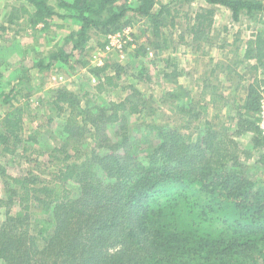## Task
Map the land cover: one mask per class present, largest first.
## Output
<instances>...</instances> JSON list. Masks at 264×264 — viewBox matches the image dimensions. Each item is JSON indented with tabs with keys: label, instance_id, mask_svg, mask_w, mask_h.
<instances>
[{
	"label": "trees",
	"instance_id": "trees-1",
	"mask_svg": "<svg viewBox=\"0 0 264 264\" xmlns=\"http://www.w3.org/2000/svg\"><path fill=\"white\" fill-rule=\"evenodd\" d=\"M60 1L68 14L57 12L48 0H27L32 7H15L10 15L12 23L25 19L24 27L35 32L50 33L52 27H62L55 17H70L77 23V30L62 38L64 44L35 62L41 71L57 62L70 64L94 34L105 39L109 33L147 22L152 37L143 40L135 35L138 40L132 50V64L140 67L137 75L147 73L144 61L151 46L163 47L165 27L174 30L184 25L179 41L195 44L197 49L212 42L215 5L228 8L235 21L245 18L263 27L242 43L235 40L236 47L229 51L233 62H219L208 77L197 79L202 82L197 105L186 102L181 86L162 95L163 102L171 96V111L182 114L181 125L175 128L154 121L159 109L156 101L145 99L134 84L127 86L123 99L111 102V114L90 100L84 104L74 91L57 88L47 105L55 106L58 117L66 118L72 137L83 126L89 130L82 123L93 127L95 145L69 142L55 148L43 163L54 168L43 176L37 172L40 161L27 154L31 148L26 144L33 136L25 132V110L11 102L21 81L1 91L2 102L11 108L0 114V175L6 174L3 158L18 153L28 170L11 176L10 182L4 179L7 194L0 198V207L6 210L0 220V264H264V185L245 176L240 145L231 135L235 130L225 125L216 129L215 121L208 119L206 128L200 123L194 126L193 136L189 130L199 115H185L195 106L207 114L209 106L223 98L217 94L215 79L245 65L248 71L241 77L249 83L235 133L259 130L257 114L264 94V0H204L208 6L194 12L184 9L194 0H139L136 5L130 0ZM124 68L108 63L94 66L91 72L99 78L96 91L119 88L120 80L115 79H120L122 70L127 73ZM150 78L146 74V81ZM128 114L145 116L136 124L145 136L121 134L119 126L127 122ZM111 124L122 135L118 140L109 134ZM153 134L160 142L150 148ZM254 140L264 162V135ZM73 184L75 194L70 188Z\"/></svg>",
	"mask_w": 264,
	"mask_h": 264
},
{
	"label": "rangeland",
	"instance_id": "rangeland-1",
	"mask_svg": "<svg viewBox=\"0 0 264 264\" xmlns=\"http://www.w3.org/2000/svg\"><path fill=\"white\" fill-rule=\"evenodd\" d=\"M160 1L166 3L172 0ZM48 2L55 7L57 12L68 14V11L60 5V0H48ZM130 2L136 5L139 0H130ZM22 5L32 7L27 0H0V71L2 72L0 92L8 90L13 84L19 82V80L21 81L15 90L19 92L11 96V102L16 106H23L25 110V132L28 136H33L32 140L27 144L25 143L31 148L27 154L40 161L42 166L37 172L41 176L46 171L54 168L51 164L44 166L43 163L48 162V155L55 148H61L69 142L84 144L83 147L89 144L91 147L95 145L92 136L93 127L82 123L89 130H85L83 126L78 130L76 136L72 137L70 136L72 128L68 127L66 118L64 116L58 117L56 107L47 105L50 96L55 93L57 88L64 87L67 90L74 91L80 95L84 104H87L90 100L91 105H97L98 109H100L99 107L108 108V113L111 114L114 109L111 102H118L123 99L129 91L127 86L134 84L145 99L156 101V107L159 109L154 115V121L175 128L177 125H181L182 114L171 111L172 103H169L173 100L171 96H166L167 101L163 102V99L161 100L162 95L179 90L181 86L180 92L186 96V102L191 100L193 104L197 105L202 90V82H198L197 79L208 77V72L219 62H233L234 59L232 58L234 57L229 51L236 47L234 45L235 40L238 38L242 43L263 27V24L245 18L241 21H235L228 8L215 5L216 15L212 42L202 43V47L197 49L195 44L185 45L179 41V34L183 32L184 25L178 26L174 30L165 27L162 38L163 47L154 49L151 46L149 57L144 61L147 73L137 75L140 67L132 64V48L126 49L122 54L109 51L103 44H100L105 41L102 35L95 34L92 35L83 53L74 57L70 64L57 62L51 69L41 71L34 67L38 58L49 54V51L57 45L64 44L62 38L77 30L78 25L70 17L65 19L55 17V22L62 23V27H52L50 33L46 31L35 32L31 28L24 27L25 19H20L14 23L10 21V15L14 8H20ZM202 6H208V4L204 0H194V2L186 4L184 9L194 12ZM135 30V35L143 40L152 37V30L147 22H140L135 26ZM187 36L186 40L190 41L191 35ZM106 63L112 66L120 64L125 67L127 73L125 74V70L124 72L122 70L120 79H115L116 81L120 80L121 86L119 88H109L99 92L96 91L95 87L99 82V78L91 72V69L94 66H102ZM174 70L178 71L179 75L173 76L171 73ZM247 71L248 68L244 65L239 66L237 71H232L228 76L222 73L219 74L214 83L219 84L217 94L223 95V98L216 105L212 106L211 104L207 114L202 112L198 106H195L189 112V115L185 113L186 116L199 115L197 116L198 119L191 124V130H189V132H193V136L196 135L194 126L200 123L201 126L204 124L206 128L209 126L206 124L208 119L212 123L215 121L216 129L221 128L223 125L230 131L239 129L235 122L243 104L241 99L244 97L249 83L248 80L242 79L241 74L245 76ZM111 73H114V71L111 70ZM148 73H150L151 78L146 81V74ZM80 83H82V86H80ZM2 101L3 98H0V114L11 108ZM217 113L220 116L215 119ZM144 118L145 116L128 114L127 122L119 126L121 134L128 132L137 134L136 136L140 138L145 136V131L139 132L136 126ZM125 127L127 128L124 131ZM107 129L110 130L109 134L114 141L122 137L119 132H115L112 124L108 125ZM73 130L76 131V129ZM235 131L231 135L240 145L238 148L242 163L245 164V176L251 182L255 181L259 185H264V162L259 158L254 140L258 134H263L258 129L244 131L241 134H237ZM152 137L149 147L155 148L160 140L157 135L153 134ZM36 148L40 152H37ZM250 152L252 156L247 158V154ZM3 163L5 164L6 174L4 176L0 175V198H4L7 194L4 179L10 182L11 176L25 174L28 170V163L19 153L6 156L3 158ZM70 188L75 194L76 185H70ZM15 210L14 207L13 211L15 212ZM5 215V208L0 207V220L4 219Z\"/></svg>",
	"mask_w": 264,
	"mask_h": 264
},
{
	"label": "built area",
	"instance_id": "built-area-1",
	"mask_svg": "<svg viewBox=\"0 0 264 264\" xmlns=\"http://www.w3.org/2000/svg\"><path fill=\"white\" fill-rule=\"evenodd\" d=\"M135 34V26H128L120 31L109 33L104 39L106 41L104 47L109 51L118 52L120 54L124 53L126 49L132 48L133 50L136 48ZM258 118L259 130L264 135V94L261 98Z\"/></svg>",
	"mask_w": 264,
	"mask_h": 264
}]
</instances>
